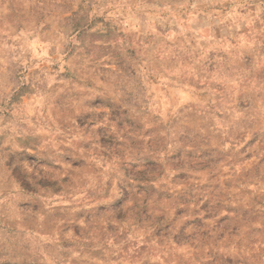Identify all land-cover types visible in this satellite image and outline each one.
Instances as JSON below:
<instances>
[{
  "label": "rangeland",
  "instance_id": "374dc122",
  "mask_svg": "<svg viewBox=\"0 0 264 264\" xmlns=\"http://www.w3.org/2000/svg\"><path fill=\"white\" fill-rule=\"evenodd\" d=\"M0 264H264V0H0Z\"/></svg>",
  "mask_w": 264,
  "mask_h": 264
}]
</instances>
